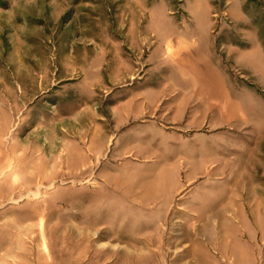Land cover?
<instances>
[{
  "label": "rangeland",
  "instance_id": "1",
  "mask_svg": "<svg viewBox=\"0 0 264 264\" xmlns=\"http://www.w3.org/2000/svg\"><path fill=\"white\" fill-rule=\"evenodd\" d=\"M258 46L264 0H0V264H264Z\"/></svg>",
  "mask_w": 264,
  "mask_h": 264
},
{
  "label": "crops",
  "instance_id": "2",
  "mask_svg": "<svg viewBox=\"0 0 264 264\" xmlns=\"http://www.w3.org/2000/svg\"><path fill=\"white\" fill-rule=\"evenodd\" d=\"M239 15V14H238ZM258 49L260 50V57L262 59H264V55L261 51L260 46L257 47V51ZM197 55L199 54L198 50H195ZM206 61V59H205ZM207 62V61H206ZM158 69H163L164 70V74L166 73L167 77H170V79H175L176 81H178L179 85L176 88L177 90V95L176 97H178V100L176 102V108H177V114H179L180 116L182 115V113H186L187 110H190V106H191V111L192 114H197V111L200 108V106L198 105V103L194 100L195 96H194V90L192 88V81H191V76L193 75H184L182 70H179L178 68H175V66H173L172 64H159L157 66ZM155 68V69H157ZM176 69V71H175ZM163 72V71H162ZM182 72V73H181ZM182 75H181V74Z\"/></svg>",
  "mask_w": 264,
  "mask_h": 264
}]
</instances>
